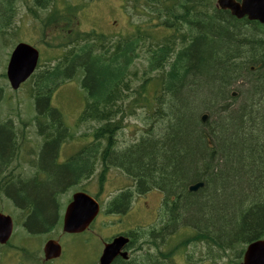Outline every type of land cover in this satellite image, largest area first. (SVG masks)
Here are the masks:
<instances>
[{"label": "trees", "instance_id": "16d2710c", "mask_svg": "<svg viewBox=\"0 0 264 264\" xmlns=\"http://www.w3.org/2000/svg\"><path fill=\"white\" fill-rule=\"evenodd\" d=\"M17 1L0 0V40H6ZM22 1L35 20L41 11L51 9L42 20L43 29L51 30L47 24L52 23L58 26L56 34L65 32L59 43H45L47 48L69 47L62 55L64 61L39 65L26 83L34 80L37 110L48 109L52 91L73 77L68 75L77 67L75 74L83 73L81 85L86 92L82 121L102 123L93 131L96 155L89 148L77 153L70 163L56 167L52 159L59 130L52 116L47 127L56 134L55 139L40 153V164L51 169L50 180L44 184L34 180H17L13 185L1 182L15 203L32 209L29 229L41 230L53 221L54 193L89 169L96 156L105 170L121 168L135 182L136 191H161L163 205L173 206L164 224L192 226L178 243L177 252L194 257L190 245L199 243L205 245L207 256L228 257L231 263L240 264L245 245L264 236V35L240 27L225 12L216 11L214 0H120L124 5L118 3L120 13L128 8L135 20H129L131 31L116 40L94 32L71 34L67 25L61 26L63 22L71 25L79 14L69 0ZM60 2L62 8H58ZM158 30L163 33H157L159 37L154 35ZM177 44L181 49L173 55ZM146 47V78L134 89L131 68ZM154 72L158 74L151 77ZM151 81L161 90L154 91L153 97L159 93L164 99L154 112L159 114V133L143 135L118 150L114 147L115 134L124 119L123 106H117L118 102L128 98L127 112L131 115L132 107L148 103L142 101V95ZM234 87L235 100L244 99L236 111L230 109L234 105L230 89ZM117 114L121 117L115 121ZM202 114L207 115L204 123L200 121ZM41 131L50 133L49 129ZM10 135L7 128L0 127V168L12 153ZM104 172L100 182L105 180ZM201 182L202 187L187 192L189 185ZM127 203L128 196L120 194L110 209H123ZM158 238L152 235L150 242ZM134 244L139 252V244ZM164 259L130 257L112 264H165Z\"/></svg>", "mask_w": 264, "mask_h": 264}, {"label": "rangeland", "instance_id": "374dc122", "mask_svg": "<svg viewBox=\"0 0 264 264\" xmlns=\"http://www.w3.org/2000/svg\"><path fill=\"white\" fill-rule=\"evenodd\" d=\"M64 2V0H58ZM27 2V0H26ZM69 4L76 6L79 10V14L77 19L73 21V24L69 25L67 22L61 23V26L67 25L66 30H70L71 34L73 31L77 33H100L111 37V40H116L118 37L123 38L125 34L129 33L130 26L129 20L134 22L135 18H131L129 15L128 8H125L123 13H120V9L118 3L121 4L120 0H69ZM122 5V4H121ZM64 6L63 3L58 4V8H62ZM124 7V5H122ZM51 12V9H47L46 11H41L39 13V20H35L30 14H27L26 7L23 5V1L16 2V14L13 18L12 25L6 32V40H0V75L5 73L6 65L10 56V52L13 47L17 43H26L32 47H35L39 51V62L41 65H46L47 63L54 64L64 61L63 56L66 51H68L69 47L59 48V49H50L47 48L45 43H51L53 45L60 42L61 36L56 34L55 28L57 25L47 24L51 27V30L43 29L42 20L46 17L47 14ZM60 21V20H59ZM54 29V30H53ZM162 35V32H155V36L159 37L158 34ZM52 35L51 39L54 43L50 42L49 35ZM15 35V37H12ZM50 35V36H51ZM75 35V34H74ZM12 37L10 40L9 38ZM59 37V38H58ZM5 41L4 44H2ZM146 49L143 48L140 52L141 59L132 66L131 72L133 73V77H131L132 88L136 89L146 78L143 76V71L146 66V59L143 56L146 55ZM52 56L56 58H51ZM52 59V60H51ZM55 65V64H54ZM42 69V68H41ZM70 73L68 76L74 75L70 79H67L65 83L60 84L55 90L52 91L51 96L49 98L50 106L56 109L59 114L63 116L62 124L60 125L61 129H63V139L66 141L74 140L75 138H82V140H76L72 142L71 145H64L62 148L69 146L65 149V153L70 151L72 147L74 149H79L78 145L75 142L83 143V140L88 142L91 138V132L94 127L98 124L94 121H86L79 124L76 127V130L70 131L74 125V119L79 118L83 112V106L85 103V90L81 86V79L83 78V73L81 71L75 74V70ZM165 70L167 68L165 67ZM264 71V69H263ZM158 73L150 74L151 77H155ZM34 82V80L32 81ZM32 82L29 84H25L20 86L17 90H12L8 84L6 77H0V89L2 92L0 93V123L3 125L6 124L14 133L16 147L15 149L12 147V153L16 152L20 154V149L25 152H31L30 157H34L36 153L39 151V147L41 142L45 136L39 133L40 122L43 119H51L52 116H47L45 111L39 112L35 111V97L32 93ZM236 88V87H235ZM235 88L230 89V99H232L233 106L230 109L232 111H236L237 108L243 103L244 99L241 101L240 99L235 100L236 96H232V93H235ZM157 90V85L152 82L149 84L147 88V93L142 95V101L146 100L148 103H142L137 105V108L132 107L131 115L127 112V107L130 106L129 99L125 98L122 103L118 102V105L123 106V116L124 119L122 121L121 127L117 130L115 134V144L114 147L118 150H121L125 147H129L132 143L137 142L143 135H149L153 133H159V124L156 107H161L164 103V99H162L161 94L155 95L153 97L154 91ZM158 86V91H159ZM161 92V90H160ZM236 94V93H235ZM224 106V103L221 105ZM237 106V108H236ZM165 107V105H164ZM37 110V109H36ZM48 111V109L46 110ZM206 114H202L201 117ZM121 115L117 114L115 121L120 119ZM55 120L60 124V118L55 117ZM207 119V115H206ZM205 119V120H206ZM201 123L202 120L200 119ZM63 125V126H62ZM64 127V128H63ZM67 129V130H66ZM149 129L150 132H149ZM148 132V133H147ZM145 136V137H146ZM72 138V139H71ZM33 143L37 146H34ZM64 143V142H63ZM103 144V143H102ZM72 146V147H70ZM62 148L57 150L54 153L56 154V158L58 161H63L66 159V156L62 153ZM36 150V151H34ZM122 151V150H121ZM10 156V155H9ZM10 156V157H11ZM34 158H38L36 155ZM54 160V158L52 159ZM3 169V168H2ZM48 170V168H46ZM102 167L97 163L96 165V174L93 173L86 179L79 180L77 183H70L64 185L55 193L57 208L55 207V211H59L60 208L64 207L68 202L70 196L74 192L73 189L79 190L81 188H85L97 194L98 198L102 202L103 206V217L99 216L98 221L101 224L105 223L108 230L112 233H118L121 231H125L128 229H133L136 226L134 224L146 225L144 221H156L157 216L150 218L155 209L158 210L160 203L163 198V194L159 191H152V193L147 194L146 196H142L140 198H133L137 195L134 193L133 180L125 175L121 168L109 167L104 172L105 183L104 189L100 190V186L97 181V186L95 185V180H97V175L101 171ZM51 170V169H50ZM49 170V171H50ZM3 171V170H2ZM4 172V171H3ZM35 182L39 184L47 183L50 180V177L45 173V171L40 170L37 173L35 168ZM37 174V176H36ZM13 185V184H12ZM132 190L133 200L129 212L130 215H127L129 212L124 213H108L105 208L108 203H110L113 198L119 194L121 190ZM75 190V191H76ZM138 197V196H137ZM10 200V201H8ZM145 200V201H144ZM23 202L25 205V201ZM22 204V203H21ZM22 211H25V207L19 206L17 203L11 198L1 196L0 195V212L3 214L11 215L13 221H16L17 225H22L25 217L21 214ZM161 214V211H160ZM170 214L166 213L162 218H167ZM159 220V218H158ZM157 220V221H158ZM14 230L11 239L9 240V245L6 249H10L12 254H9L7 250H3L2 256L0 257V264H40L42 262V257H34V262L30 260L29 257H20L22 254H27L29 252H34V247L42 243L44 238L40 234H34L35 236H30V234H26L21 227L18 226ZM184 227H192L187 225L186 223L179 224ZM108 230H103L102 233L108 236L110 233ZM191 229H188L185 233L175 232V237H169V245L166 250L173 247L178 243V238L187 237L188 232ZM29 235V236H28ZM101 236V239L104 237ZM30 237V238H29ZM264 239V236L262 237ZM73 242L77 245H82L86 249L92 247V242H88L85 239L76 238L74 240L68 239V242ZM190 245L189 252L192 253L194 257H186L185 254H175L172 257L163 258L161 256L155 257L156 260H163L165 264H210V261H215V264H233L231 260H228V257H210L207 254V249H205V245H199L196 243V246ZM101 249V245L99 241L94 242V246L90 249V255H95ZM1 250V249H0ZM153 251V250H152ZM206 251V254H205ZM142 254H138L141 256ZM234 259V257H231ZM97 257H67L65 261L58 260L57 262H53L55 264H67L68 262H72L71 264H94L96 262ZM241 260V258H240ZM63 261V262H62ZM32 262V263H31Z\"/></svg>", "mask_w": 264, "mask_h": 264}, {"label": "water", "instance_id": "95a60500", "mask_svg": "<svg viewBox=\"0 0 264 264\" xmlns=\"http://www.w3.org/2000/svg\"><path fill=\"white\" fill-rule=\"evenodd\" d=\"M221 9H227L237 18L246 16L249 20L264 23V0H217ZM38 62V52L29 45L18 44L12 51L6 67V77L12 90H17L34 72ZM202 183L190 185L189 191H196ZM98 211L97 204L84 194H76L66 210L64 231L74 232L85 228ZM10 217L0 214V244H5L11 236ZM127 242L117 238L107 245L99 259V264H110L116 252ZM50 244L46 245L45 252ZM53 250V249H52ZM52 258V257H46ZM241 264H264V240L250 243L242 257Z\"/></svg>", "mask_w": 264, "mask_h": 264}, {"label": "flooded vegetation", "instance_id": "af4514ba", "mask_svg": "<svg viewBox=\"0 0 264 264\" xmlns=\"http://www.w3.org/2000/svg\"><path fill=\"white\" fill-rule=\"evenodd\" d=\"M235 1L237 3H240L241 0H235ZM216 11L225 12L227 10H221L220 8H217ZM225 13L228 14L229 17L234 19L236 24L238 23L240 25V27L242 25L243 27H248L251 31H255L256 34L259 32L262 35H264V24H261L258 21L247 20L246 18H243L241 20L240 19H236L229 12L228 13L225 12ZM51 118L53 119V117H51ZM54 120H55V118H54ZM56 122L58 123V121H56ZM0 127H2L1 123H0ZM3 127L7 128L9 130V132L11 134L10 135L11 142H12L13 148L15 149L16 143L14 142V138L16 136V133H14L7 126L6 127L3 126ZM44 145H43V147H44ZM58 145H59V143L57 142L56 150L58 149ZM93 151H95V150H93ZM14 154H15V152H13L12 156L6 161L5 165L0 168V180H6V181H11V182H14V181H17V180H22V181L35 180V173H34L35 168L37 170V173H38V171L43 170L50 177L49 171L43 166V164H40V158L37 159V160H34L33 158H30V157L14 158L13 157ZM95 155H96V151H95ZM69 158L70 159H68L67 163H59V161H58V159L56 158V155H55V158L52 161V163L56 167L64 166V165L70 163V161L74 159V158H71V157H69ZM96 165H97V160H96V156H94V158L90 161L89 169L84 170L83 172H81V174L75 176V178L72 180V182L73 183H77V182H79V180L88 178L93 173L96 174ZM36 176H37V174H36ZM95 185L97 186V180H95ZM57 191L55 193H57ZM81 192H86L87 193V189L81 188ZM55 193H54V205L57 208V204L55 202ZM120 210H117V211H120ZM31 214H32V209L29 208V212H28V216L26 218V221L22 223L21 227H22V229H24L26 231V233H28V234H30L32 236H35L34 234H40L44 238V240L39 245V247H37V246L34 247V252H29L27 254H22L20 257H30V259L32 261H34V259L32 257H45L44 245L47 242H49V241L57 242L60 245V248H61L60 255L56 256L58 258L48 259V260L44 259V261H42L40 264H51L53 262H57L58 260H60L61 257H97L96 262H95L97 264L98 263V259H99L100 255H101V252H102V249H103V245L105 243L110 242L116 236L124 235L123 233H110V235L103 236L104 239H101V235L99 234L101 232L99 230L100 227L98 228L97 224L94 226V223H95L94 220L95 219L81 233H66V232H63L62 231V219H60V217L58 216L57 211L54 212L53 221L46 228H42L41 230L31 231L29 229L30 225H29V222H28ZM124 236H127V235H124ZM76 238L85 239L88 242H92L93 241L92 242V247H90L89 249H86L82 245H77V244H75L73 242H70V241L68 242V239H70L72 241V240H74ZM95 241H99V243L101 245V249H100V251L98 253H96L93 256V255H90L89 251H90V249L93 248ZM8 245L9 244H7V245L5 244V246L0 245V249H1L0 250V257L2 256V250L3 249L7 250V252L9 254H12V251L10 249H6V246H8ZM130 250H131V248L127 245L125 248H123L121 250V252L129 253ZM115 257H117V258H115V260H116V259H118V258H120L122 256L120 254H118Z\"/></svg>", "mask_w": 264, "mask_h": 264}, {"label": "bare ground", "instance_id": "6f19581e", "mask_svg": "<svg viewBox=\"0 0 264 264\" xmlns=\"http://www.w3.org/2000/svg\"><path fill=\"white\" fill-rule=\"evenodd\" d=\"M208 51V50H207ZM225 72V71H224ZM258 73H260V72H258ZM227 74V73H226ZM209 76V75H208ZM227 78V77H226ZM251 82V81H250ZM239 84V83H238ZM235 88V87H234ZM234 95H236L235 93H232V96L234 97ZM235 106V105H234ZM236 108H237V106H236ZM205 119H206V115H203L202 117H201V120H202V122H204L205 121ZM187 121V120H186ZM184 124V123H183ZM202 183V182H201ZM195 184H197V183H195ZM194 185V184H193ZM134 263V262H133Z\"/></svg>", "mask_w": 264, "mask_h": 264}]
</instances>
